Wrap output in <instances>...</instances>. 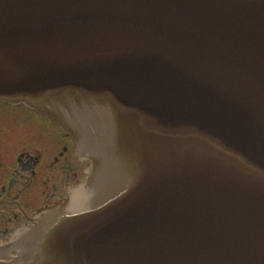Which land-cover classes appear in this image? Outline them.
<instances>
[{
    "label": "water",
    "instance_id": "95a60500",
    "mask_svg": "<svg viewBox=\"0 0 264 264\" xmlns=\"http://www.w3.org/2000/svg\"><path fill=\"white\" fill-rule=\"evenodd\" d=\"M0 101L90 161L0 264H264V0H0Z\"/></svg>",
    "mask_w": 264,
    "mask_h": 264
},
{
    "label": "flooded vegetation",
    "instance_id": "af4514ba",
    "mask_svg": "<svg viewBox=\"0 0 264 264\" xmlns=\"http://www.w3.org/2000/svg\"><path fill=\"white\" fill-rule=\"evenodd\" d=\"M89 164L51 117L0 101V243L12 241L36 211L65 199Z\"/></svg>",
    "mask_w": 264,
    "mask_h": 264
}]
</instances>
